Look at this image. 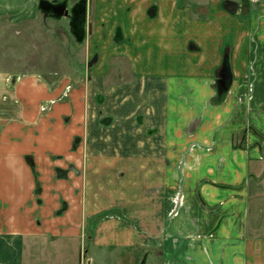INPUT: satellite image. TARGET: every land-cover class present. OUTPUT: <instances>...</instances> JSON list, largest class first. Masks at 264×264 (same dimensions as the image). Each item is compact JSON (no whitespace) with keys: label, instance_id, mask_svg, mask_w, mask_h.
I'll list each match as a JSON object with an SVG mask.
<instances>
[{"label":"crops","instance_id":"obj_1","mask_svg":"<svg viewBox=\"0 0 264 264\" xmlns=\"http://www.w3.org/2000/svg\"><path fill=\"white\" fill-rule=\"evenodd\" d=\"M56 1L0 0V264H264V0Z\"/></svg>","mask_w":264,"mask_h":264},{"label":"rangeland","instance_id":"obj_2","mask_svg":"<svg viewBox=\"0 0 264 264\" xmlns=\"http://www.w3.org/2000/svg\"><path fill=\"white\" fill-rule=\"evenodd\" d=\"M59 2L58 0L56 1V3ZM69 3H73V0H70ZM49 10V9H48ZM77 12V11H76ZM49 14L51 15H54L56 14V12L54 14L53 11L50 10V12H48ZM61 20L63 22H69L70 20V17H63L61 16ZM73 36L75 38H79L78 37V34L75 32V30H73ZM6 37L3 38V43L4 41H6ZM9 40H12V35L9 36ZM3 51V45L0 44V52ZM3 53V52H2ZM13 54V53H12ZM27 52L26 50L23 52V56H26ZM3 55V54H2ZM23 63H26L25 61H23ZM156 192V190H155ZM116 213V212H115ZM137 223V222H136ZM94 224H95V221H89V225H88V229H87V235L85 238L82 239V246H83V256L81 257V262H80V259H79V263L77 264H115L116 263V258H115V255L112 253V249L107 247L106 245L104 244H98L96 243L92 238H93V231H94ZM137 231V230H136ZM139 240L141 239V237L138 238ZM143 239V237H142ZM141 239V240H142ZM48 247L49 246H52V247H55L56 246V243H54L53 241H48L45 242ZM141 243V241H140ZM68 245V244H67ZM70 247H72V245H70ZM64 248H62V250H60L59 247H57L55 250H51L52 252L54 251L55 252V258L54 260L56 261H47L45 260L46 257L49 259L50 257L48 256L49 254H44L43 253V246H41V253L37 254V263L39 264H73V261L75 260H69V259H65L67 257L66 253L65 252H62ZM85 249H87V255L85 254ZM123 254L126 255V252H124ZM70 255V251L68 250V256ZM84 255H86V257H84ZM63 258V260H61ZM33 260H35L33 258ZM68 260H69V263H68ZM62 262V263H60ZM142 264V262H141Z\"/></svg>","mask_w":264,"mask_h":264},{"label":"trees","instance_id":"obj_3","mask_svg":"<svg viewBox=\"0 0 264 264\" xmlns=\"http://www.w3.org/2000/svg\"><path fill=\"white\" fill-rule=\"evenodd\" d=\"M41 5H46V2H44V1H41ZM81 5H83V3H79L78 5H77V7H80ZM77 29H75V32L78 34V37H80L81 36V30L79 29V27H78V25H77V27H76Z\"/></svg>","mask_w":264,"mask_h":264},{"label":"water","instance_id":"obj_4","mask_svg":"<svg viewBox=\"0 0 264 264\" xmlns=\"http://www.w3.org/2000/svg\"><path fill=\"white\" fill-rule=\"evenodd\" d=\"M59 9H60V12L62 13V12H64L65 14H69V11L66 9V6L65 5H61L60 7H59ZM225 81H226V78H225ZM221 82H223V81H221ZM229 83V82H228Z\"/></svg>","mask_w":264,"mask_h":264},{"label":"flooded vegetation","instance_id":"obj_5","mask_svg":"<svg viewBox=\"0 0 264 264\" xmlns=\"http://www.w3.org/2000/svg\"><path fill=\"white\" fill-rule=\"evenodd\" d=\"M61 6V5H60ZM60 6H58V7H60Z\"/></svg>","mask_w":264,"mask_h":264}]
</instances>
